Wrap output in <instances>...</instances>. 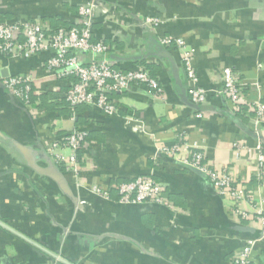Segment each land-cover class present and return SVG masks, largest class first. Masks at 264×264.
I'll use <instances>...</instances> for the list:
<instances>
[{
	"label": "crops",
	"instance_id": "0c3cea01",
	"mask_svg": "<svg viewBox=\"0 0 264 264\" xmlns=\"http://www.w3.org/2000/svg\"><path fill=\"white\" fill-rule=\"evenodd\" d=\"M85 2L0 0V22L70 28ZM147 17L160 26L147 27ZM93 33L118 69L147 68L161 93L132 86L114 96L115 116L89 106L73 116L61 101L73 80L47 71L51 52L0 55V264H232L252 240L254 264H264L261 226L239 220L235 204L208 178L162 153L182 140L209 167L227 170L255 204L264 202V180L256 176L264 124L256 126L247 107L236 111L222 94V72L231 68L249 85L247 98L264 102V0H102ZM164 37L181 38L192 51L206 104L192 103L181 56L162 46ZM82 58L88 62L91 54ZM27 75L34 78L30 105L3 86ZM44 95L54 107L43 106ZM74 130L87 133L77 175L47 154ZM52 169L58 180L38 172ZM140 176L165 188L168 206L119 202L113 187ZM96 187L110 198L95 194Z\"/></svg>",
	"mask_w": 264,
	"mask_h": 264
},
{
	"label": "built area",
	"instance_id": "2783aa9c",
	"mask_svg": "<svg viewBox=\"0 0 264 264\" xmlns=\"http://www.w3.org/2000/svg\"><path fill=\"white\" fill-rule=\"evenodd\" d=\"M102 0H87L78 8L77 21L70 28L53 31L49 26L38 22L2 23L0 24V55L10 59H30L46 52L53 55L47 61V71L61 80H73L67 93L66 102L72 110L80 106L97 108L105 116H115L118 107L114 96L121 95L132 86H145L156 95L161 93L158 80L145 67L135 71H122L109 59L110 48L103 43L93 41V27L97 11ZM144 24L149 28H157L161 21L147 17ZM161 44L165 48H173L181 56L188 80L192 83V103L200 107L207 103L208 92L200 87L196 71L192 64V51L188 50L181 38L164 37ZM91 54L86 62L82 56ZM223 96L236 111L247 107L254 115L256 126L264 124V102L261 99L250 101L245 91L246 82L241 81L234 70L225 68L222 72ZM254 85V84H252ZM4 88L26 105H30L33 93L34 78L12 76L4 80ZM256 86V85H254ZM87 133L74 130L70 134L55 140L47 147V154L56 165H62L66 171L75 175L80 170L78 153L86 143ZM68 150L69 156L63 151ZM168 157L177 158L181 165L208 178L219 196L231 200L235 204V215L241 221L257 223L262 228L264 239V202L255 204L254 198L246 187L240 186L227 170H215L206 163L205 155L193 151L185 144L177 142L162 148ZM256 176L264 180V156L258 157ZM119 202L125 205L143 203L159 206L169 205L165 188L149 177H137L135 180L120 183L113 187ZM93 192L105 199L110 193L101 188ZM248 206L250 209H248ZM257 241H248L243 249L234 256L232 264H254V250Z\"/></svg>",
	"mask_w": 264,
	"mask_h": 264
},
{
	"label": "trees",
	"instance_id": "16d2710c",
	"mask_svg": "<svg viewBox=\"0 0 264 264\" xmlns=\"http://www.w3.org/2000/svg\"><path fill=\"white\" fill-rule=\"evenodd\" d=\"M2 23H4V22H0V24H2ZM152 74V73H151ZM67 90V89H66ZM65 90V91H66ZM68 91V90H67ZM67 91H66V93H67ZM31 96V95H30ZM48 97V96H47ZM45 95L44 96H42L41 98H42V104H43V106L44 107H46V108H50V107H54V105L53 104H47V102H45V100H46V98H47ZM54 99V98H53ZM30 100H31V97H30ZM56 100V99H55ZM61 100V99H60ZM59 100V102H61V101H64L65 100V102H66V97L64 98V99H62L61 101ZM50 101V100H49ZM66 105H67V107L69 106L68 104H67V102H66ZM86 140H87V138H86ZM59 166V165H58ZM61 167V166H60ZM59 167V168H60ZM61 169H62V167H61Z\"/></svg>",
	"mask_w": 264,
	"mask_h": 264
},
{
	"label": "water",
	"instance_id": "95a60500",
	"mask_svg": "<svg viewBox=\"0 0 264 264\" xmlns=\"http://www.w3.org/2000/svg\"><path fill=\"white\" fill-rule=\"evenodd\" d=\"M22 150V149H21ZM23 151V150H22ZM23 153H24V151H23ZM53 171H42V172H40V170H38V172L39 173H42V174H46V175H49L50 177H52L53 179H55V180H58V178H59V173L58 172H56V170L55 169H52Z\"/></svg>",
	"mask_w": 264,
	"mask_h": 264
}]
</instances>
